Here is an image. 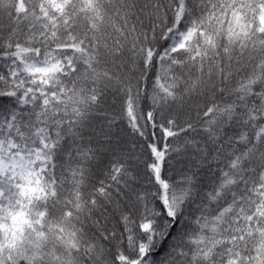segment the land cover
Listing matches in <instances>:
<instances>
[{
	"label": "snow or ice",
	"instance_id": "6c2138e0",
	"mask_svg": "<svg viewBox=\"0 0 264 264\" xmlns=\"http://www.w3.org/2000/svg\"><path fill=\"white\" fill-rule=\"evenodd\" d=\"M0 264H264V0H0Z\"/></svg>",
	"mask_w": 264,
	"mask_h": 264
}]
</instances>
